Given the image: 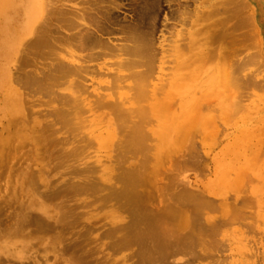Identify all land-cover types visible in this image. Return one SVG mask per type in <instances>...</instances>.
I'll return each mask as SVG.
<instances>
[{
	"label": "bare ground",
	"instance_id": "6f19581e",
	"mask_svg": "<svg viewBox=\"0 0 264 264\" xmlns=\"http://www.w3.org/2000/svg\"><path fill=\"white\" fill-rule=\"evenodd\" d=\"M164 2L170 36L158 44ZM263 9L264 0H0V257L119 264L98 257L102 237L114 253L132 251L122 258L131 264H221L213 252L225 225L244 224L250 209L246 230L264 226ZM245 37L251 46L238 47ZM220 125L232 130L216 176L193 190L180 170ZM98 216L109 227L95 238L85 220ZM181 254L190 257L172 259Z\"/></svg>",
	"mask_w": 264,
	"mask_h": 264
},
{
	"label": "rangeland",
	"instance_id": "374dc122",
	"mask_svg": "<svg viewBox=\"0 0 264 264\" xmlns=\"http://www.w3.org/2000/svg\"><path fill=\"white\" fill-rule=\"evenodd\" d=\"M256 1V0H255ZM259 1V0H257ZM125 3H128V1H126ZM166 2H164V4H162V11L159 17L161 20H159V24L160 27L157 31V38H158V44L161 40H163V36L165 33L166 38H168L170 36V34H168L167 32H161V29H163L162 25H161V21H163L165 14L168 11V5L165 4ZM256 3V2H255ZM196 6H198V2L192 4L190 6L191 9H194ZM127 8V7H126ZM264 10V9H263ZM262 11V10H261ZM261 22V26H262V31L264 33V13L262 11V17L260 19ZM179 28L181 29H185L187 30L189 28L188 25L185 26H180ZM184 30V31H185ZM246 31V30H243ZM167 33V34H166ZM169 35V36H168ZM185 38V37H184ZM248 37L243 38L242 42H240V44L238 45V47H244L245 45H250V39H247ZM169 41V40H168ZM164 41V49H170V45L168 46V44H171V41ZM173 42V41H172ZM159 46V45H158ZM252 49V48H251ZM250 49V50H251ZM245 49H243L244 51ZM249 50V49H248ZM247 49L243 52V54L241 55V58H243L246 54V52L248 51ZM165 55V54H164ZM162 55L160 54V57ZM168 59V58H166ZM172 66L173 64L170 63L169 61L166 62L164 64V73L168 74L169 71H171V67L169 66V64ZM170 67V68H169ZM169 68V69H168ZM252 68V67H251ZM257 68L254 67L251 69L252 72H257ZM249 72V70H248ZM257 80L260 82H263L264 80V70L261 71L258 76H257ZM1 92V89H0ZM2 94V92H1ZM260 94V92H258V90H251L249 92V95H252V97L254 95ZM257 97V96H256ZM250 99V96L246 95L245 96V100ZM261 105L264 106V103L261 102ZM2 107V103H1V96H0V110ZM232 127L230 126H225L222 128V125L219 126V130L217 133L214 134L213 139H208L205 143V145L203 144V146L201 145L200 139H197V152L199 155V158L197 159V162L195 164H192L191 166H188L186 168H183L182 170H180V173L178 175V181H184L186 183H189L191 188L193 190H202L206 187V185L210 182L213 181L215 178V157L217 155H219L221 153L222 147L225 144L226 141V134L228 131H231ZM90 162V161H89ZM54 178H49L50 182H53ZM161 182V181H160ZM3 184V183H2ZM41 185V184H40ZM2 187V186H1ZM43 191H47L49 190V186L47 185V189L46 188H42ZM210 197H212L213 199L218 200L219 198L216 197L213 194H210ZM232 195H234V192L230 193ZM112 204V203H111ZM165 204V200H163V202H160V207L161 205ZM3 206V205H1ZM4 209H6L7 207L3 206ZM80 210H88V209H80ZM250 209H246V216L245 219L243 220V223H236V224H228L225 225L220 234H218L217 238L219 240V245H218V249L217 251L213 252V255L215 256V258H217L219 260V263L221 264H264V253H262L264 251V226H258L256 228H254L251 231H247V226L248 225H252L255 224L256 222V218L251 215V211ZM212 215H216V216H220V213L217 212H212ZM103 215H105L103 213ZM124 215H126L124 213ZM102 216V214L100 215ZM98 216L97 218L94 219H90V220H85L86 225H93L94 226V230H92V237H97L102 235L105 230L109 227V224L106 223V221L100 220ZM12 217V212H11V207L7 208V211L4 214V219L5 220H9ZM104 217V216H103ZM101 218V217H100ZM128 220V219H127ZM241 220V219H240ZM242 221V220H241ZM242 231L246 232V239L244 238V236L242 237ZM69 234V232H68ZM73 234V232H72ZM71 235V234H70ZM69 235V236H70ZM101 237V236H100ZM102 248H101V252L98 253V257H101L104 255V257L107 258H116L117 262H119V264H131V262L133 261L129 259V261L124 262L123 261V256L124 254H131V252L124 250V252H119V253H114L113 250H111L108 247V238H102ZM243 239H245V242L243 241ZM98 243V242H97ZM245 243H248V251H244L243 246ZM94 246V245H92ZM91 247V245H90ZM250 247H252L253 251L256 252L255 256L250 255ZM42 249V246H41ZM124 253V254H123ZM179 257H174L172 259L176 260V261H184L187 260V258L190 257V255H178ZM182 259H181V258ZM180 259V260H179ZM212 258H205V259H200V264H210ZM36 263V257H30L24 260H20V259H16V260H11V259H7L5 257H0V264H35ZM39 264H55V260H54V256L51 253L47 258H43V260H40Z\"/></svg>",
	"mask_w": 264,
	"mask_h": 264
}]
</instances>
